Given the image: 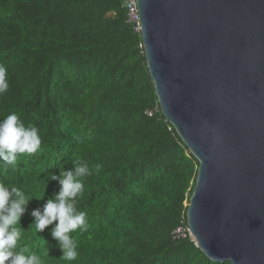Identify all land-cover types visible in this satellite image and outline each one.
<instances>
[{"label":"trees","instance_id":"1","mask_svg":"<svg viewBox=\"0 0 264 264\" xmlns=\"http://www.w3.org/2000/svg\"><path fill=\"white\" fill-rule=\"evenodd\" d=\"M124 1L0 0L9 82L0 119L16 112L41 136L38 151L18 154L14 168L0 161V182L45 195L30 200L22 225L58 191L48 175L80 161L91 171L78 201L89 227L72 233L77 259L60 258L52 225L40 234L30 226L21 243L49 250L44 264H229L209 260L188 233L172 236L187 227L197 161L160 113Z\"/></svg>","mask_w":264,"mask_h":264},{"label":"water","instance_id":"2","mask_svg":"<svg viewBox=\"0 0 264 264\" xmlns=\"http://www.w3.org/2000/svg\"><path fill=\"white\" fill-rule=\"evenodd\" d=\"M160 113L197 161L185 216L211 261L264 264V0H136Z\"/></svg>","mask_w":264,"mask_h":264},{"label":"clouds","instance_id":"3","mask_svg":"<svg viewBox=\"0 0 264 264\" xmlns=\"http://www.w3.org/2000/svg\"><path fill=\"white\" fill-rule=\"evenodd\" d=\"M9 90L8 70L0 65V95ZM41 146V136L37 127L25 125L20 115L10 112L0 119V161L13 168L17 164L18 154H33ZM91 174L89 165L83 161L75 163L72 168H63L59 175L51 173V180L59 184L58 191L49 196L42 206L29 213L32 220L27 228L22 217L33 198L44 196L29 195L22 187L0 182V264H44L43 255L32 251L21 243L24 231L34 226V233L40 234L50 229L53 239L61 249V259L74 261L78 257V241L72 233L88 230L86 213L79 210L78 201L84 194V178ZM46 191V189H45Z\"/></svg>","mask_w":264,"mask_h":264},{"label":"built area","instance_id":"4","mask_svg":"<svg viewBox=\"0 0 264 264\" xmlns=\"http://www.w3.org/2000/svg\"><path fill=\"white\" fill-rule=\"evenodd\" d=\"M123 7L125 8L126 12V22L131 26V28L137 32L140 33V20H139V14L137 10V4L136 0H125L123 3ZM148 115L151 114V112H147ZM185 233H188L187 227H177L172 232L173 238H179L183 237Z\"/></svg>","mask_w":264,"mask_h":264}]
</instances>
